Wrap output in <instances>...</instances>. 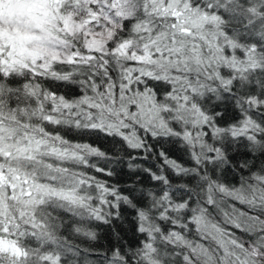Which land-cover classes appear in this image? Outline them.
Returning a JSON list of instances; mask_svg holds the SVG:
<instances>
[{"label":"trees","instance_id":"trees-1","mask_svg":"<svg viewBox=\"0 0 264 264\" xmlns=\"http://www.w3.org/2000/svg\"><path fill=\"white\" fill-rule=\"evenodd\" d=\"M192 1L219 18L226 54L234 51L239 63L247 54L253 59L245 69L224 63L228 83L214 80V89L194 95L206 119L203 156L166 112L180 132L140 129L139 146L87 117L99 113L92 103H106L108 90L119 93L126 83L131 59L121 48L146 50L156 42L163 20L151 0H121L128 15L107 30L106 49L92 60L21 56L0 40V124L96 150L88 164L67 166L71 177H82L74 195L52 196L30 217L4 203L0 242L19 252L0 248V264H246L251 246L258 251L255 263L264 264V0ZM44 2L53 39L84 54V29L118 6V0ZM69 20L80 32L67 28ZM130 86L148 89L168 107L173 89L167 80L147 77ZM68 106L74 113L61 111ZM247 122L251 135L242 132ZM55 165L40 168L52 176ZM200 215L230 239V253L197 226Z\"/></svg>","mask_w":264,"mask_h":264},{"label":"rangeland","instance_id":"rangeland-1","mask_svg":"<svg viewBox=\"0 0 264 264\" xmlns=\"http://www.w3.org/2000/svg\"><path fill=\"white\" fill-rule=\"evenodd\" d=\"M151 3L163 20L156 42L146 50L138 51L126 45L121 48L120 53L131 59L125 72V85L119 93L109 89L106 103H92L93 107L100 108V114L85 116L92 118L98 126L115 129L133 145L139 146L140 129L153 135L180 132L166 121L168 113L180 121L178 127H184L181 134L195 153L206 155V119L194 102V95L202 96L214 89L212 83L216 81L223 86L228 83L229 79L224 77L220 68L224 63L226 67L235 65L237 69H245L253 64V59L247 54L239 63L234 51L226 54L219 18L201 9L192 0H151ZM121 4L118 0L117 14L110 12L109 15L98 16L90 27L84 29V40L87 41V52L84 54L75 49L72 51L71 46L50 35L53 21L45 10L42 11L44 6L46 8L44 0H0V40L3 45L15 48L21 56L30 57L38 52L50 59L92 60L95 53L103 54L105 51V44L111 38L107 30L117 25L119 17L128 15ZM65 24L71 32L76 28L79 32L81 30V26H76L72 20ZM147 77L163 78L171 83L173 91L169 94L171 100L168 107L159 106L148 89L141 91L130 86L137 81H145ZM61 111L74 113L69 106ZM58 117L48 116L54 121H58ZM252 130L254 126L248 122L242 126L245 134L251 135ZM95 152L89 147L71 146L43 133L26 132L0 124V208L4 203L16 204L22 214L30 217L36 206L52 196H70V192L74 195L82 177H71L67 166L69 163L86 165ZM43 162L45 165L52 162L57 165L54 170L56 176L48 175L50 173L40 168ZM76 169L82 168L73 167V170ZM77 172L83 174L82 171ZM220 192L230 193L221 188ZM196 222L226 253H230V239L220 227L203 215L198 216ZM0 248L19 252L13 244L0 242ZM248 256L250 259L246 258L245 263L251 264L249 260L255 263L258 251L254 246L248 250ZM193 264H197L195 260Z\"/></svg>","mask_w":264,"mask_h":264}]
</instances>
